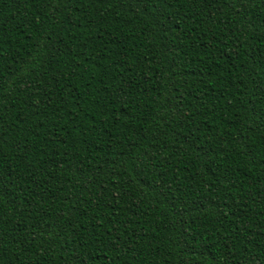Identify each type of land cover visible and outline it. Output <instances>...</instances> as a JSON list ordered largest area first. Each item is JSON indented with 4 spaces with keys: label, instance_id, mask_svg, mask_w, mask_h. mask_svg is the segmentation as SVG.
<instances>
[{
    "label": "trees",
    "instance_id": "1",
    "mask_svg": "<svg viewBox=\"0 0 264 264\" xmlns=\"http://www.w3.org/2000/svg\"><path fill=\"white\" fill-rule=\"evenodd\" d=\"M0 264H264V0H0Z\"/></svg>",
    "mask_w": 264,
    "mask_h": 264
},
{
    "label": "snow or ice",
    "instance_id": "2",
    "mask_svg": "<svg viewBox=\"0 0 264 264\" xmlns=\"http://www.w3.org/2000/svg\"><path fill=\"white\" fill-rule=\"evenodd\" d=\"M146 2H147V0H146Z\"/></svg>",
    "mask_w": 264,
    "mask_h": 264
}]
</instances>
